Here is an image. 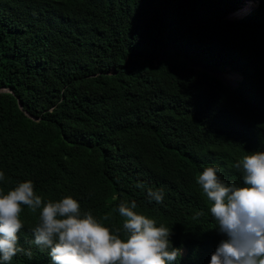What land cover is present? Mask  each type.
Wrapping results in <instances>:
<instances>
[{
    "label": "trees",
    "instance_id": "trees-1",
    "mask_svg": "<svg viewBox=\"0 0 264 264\" xmlns=\"http://www.w3.org/2000/svg\"><path fill=\"white\" fill-rule=\"evenodd\" d=\"M249 1L247 15L228 18ZM210 70L240 80L229 87ZM256 150L264 0H0L5 191L31 180L45 201L70 195L114 227L120 200H136L172 228L177 264H210L222 237L198 175L214 164L240 184L233 165ZM149 187L164 190L162 203H149ZM22 219L19 242L32 255L11 264H50L32 243L38 212Z\"/></svg>",
    "mask_w": 264,
    "mask_h": 264
},
{
    "label": "clouds",
    "instance_id": "clouds-1",
    "mask_svg": "<svg viewBox=\"0 0 264 264\" xmlns=\"http://www.w3.org/2000/svg\"><path fill=\"white\" fill-rule=\"evenodd\" d=\"M247 3L251 6L245 14L237 15ZM252 7L251 1L246 2L228 18L241 19ZM233 167L241 174L240 184L223 180L221 168L214 164L203 166L197 178L222 237L210 264H264V150L247 152ZM4 180L5 173L0 171V181ZM147 196L149 203L160 204L164 190L149 187ZM137 207L136 200H120L115 211L121 221L114 227L106 223L110 215L97 218L90 210L81 211L70 195L45 201L31 180L7 191L0 188V264H11L18 254L32 255L19 242L25 208L38 212L32 243L49 250L50 264H177L182 249L173 246L172 228L137 212ZM203 215L198 212L193 219Z\"/></svg>",
    "mask_w": 264,
    "mask_h": 264
},
{
    "label": "rangeland",
    "instance_id": "rangeland-1",
    "mask_svg": "<svg viewBox=\"0 0 264 264\" xmlns=\"http://www.w3.org/2000/svg\"><path fill=\"white\" fill-rule=\"evenodd\" d=\"M251 6V3H247V5L245 7H247V10L249 9V7ZM241 16L237 17L240 18ZM194 67H196L197 69H207L204 67H200L199 65H194ZM209 70V69H208ZM210 72H213L212 70H210ZM213 75L215 77H217L220 81H222L225 85L227 86H234L236 80L238 79L237 77L231 76V74L229 75V72L227 71H222V72H213Z\"/></svg>",
    "mask_w": 264,
    "mask_h": 264
},
{
    "label": "bare ground",
    "instance_id": "bare-ground-1",
    "mask_svg": "<svg viewBox=\"0 0 264 264\" xmlns=\"http://www.w3.org/2000/svg\"><path fill=\"white\" fill-rule=\"evenodd\" d=\"M245 11L243 10V13H244Z\"/></svg>",
    "mask_w": 264,
    "mask_h": 264
}]
</instances>
